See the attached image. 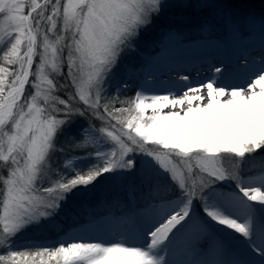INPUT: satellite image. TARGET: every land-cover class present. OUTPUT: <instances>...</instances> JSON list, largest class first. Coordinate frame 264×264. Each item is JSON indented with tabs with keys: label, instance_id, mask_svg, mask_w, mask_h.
Masks as SVG:
<instances>
[{
	"label": "snow or ice",
	"instance_id": "6c2138e0",
	"mask_svg": "<svg viewBox=\"0 0 264 264\" xmlns=\"http://www.w3.org/2000/svg\"><path fill=\"white\" fill-rule=\"evenodd\" d=\"M169 7L198 9L202 31L258 21L264 32V11L236 0H0V264H176L166 259L176 238L212 232L253 257L227 264H264V58L235 84L215 67L168 94L120 99L119 84L110 94L121 57ZM136 154L149 158L141 179L160 199L142 230L18 243L76 190L134 175Z\"/></svg>",
	"mask_w": 264,
	"mask_h": 264
},
{
	"label": "bare ground",
	"instance_id": "6f19581e",
	"mask_svg": "<svg viewBox=\"0 0 264 264\" xmlns=\"http://www.w3.org/2000/svg\"><path fill=\"white\" fill-rule=\"evenodd\" d=\"M248 28L249 32L247 34H243L239 30V33L230 30L223 38H217L207 31L200 37L191 38L184 37V34L177 35L178 37L174 34H167L165 44L156 55V58L149 60L148 63L146 62V70L142 75L145 77L144 86L141 91L147 95H164L176 91L174 85L180 79L172 78L171 76L174 77L176 74L171 73L199 66V60L204 65H217L215 67L222 69L219 76L222 84L239 83L245 75L244 65L247 64L249 68H256L260 65V62L252 60L254 53L249 52V50L253 49L264 55V48L258 46L259 41H264V32L261 31L260 24L255 22ZM215 67L213 66L211 70H214ZM211 73L213 74L212 71ZM210 74L201 72V74L195 75V78H190V80L192 82L202 81L210 77ZM146 103H150V101H146ZM168 110L164 109V111ZM147 111L149 115L152 114L150 109ZM154 202L159 203L160 199L157 198L155 201L148 202L145 208L136 209L134 215L116 212L104 214L101 218L87 220L83 229L80 227L78 231L72 230L66 233L78 238L82 237L86 242L115 241L124 236H130L134 232L143 229L145 222L152 215L151 205ZM142 209L143 212H141ZM99 219L103 220V224L109 228V237L102 236L99 230L96 229ZM182 236L183 234L176 238L171 250L166 254V258H173L177 254L176 248L183 241ZM209 240L210 243L203 252L204 256L200 262L213 264V262L222 261L227 264V262L233 260L253 259L243 250L242 245L226 233L212 232V237ZM194 261L199 260L195 259Z\"/></svg>",
	"mask_w": 264,
	"mask_h": 264
},
{
	"label": "rangeland",
	"instance_id": "374dc122",
	"mask_svg": "<svg viewBox=\"0 0 264 264\" xmlns=\"http://www.w3.org/2000/svg\"><path fill=\"white\" fill-rule=\"evenodd\" d=\"M160 19H166V18H161ZM199 23V22H198ZM256 23L259 24L257 21ZM195 24V21H194ZM164 26V23L161 22L160 20H156L151 27H149L146 31H144L141 34V37L139 38L138 42L136 43L137 45L141 46L140 42L144 43L147 48V43L154 38H156L157 35H161V38H164L167 34L171 35H178V32L172 30H164L161 28ZM250 27V25H247ZM246 27V25H245ZM236 32V29L233 28H224V27H219L215 28L211 31H207L210 34H213L217 38H223L228 34V31ZM223 32L220 34V32ZM201 34H203L205 31H202L199 28V31ZM185 32H183L184 34ZM190 33L189 31L187 32L186 35ZM155 36V37H154ZM178 37V36H177ZM145 51V55L139 54L137 51L136 47L132 48L124 53V55L121 57L120 64L117 67V69L114 72V80H113V86L119 84L120 86L127 85L126 88L128 87L129 84L127 82L134 81L135 79L138 82V87L136 88V92L141 88L142 85V74L146 70V62L148 63L149 60H154L156 58V55H150L149 53H152L153 48L149 49H143ZM150 51V52H149ZM157 54V53H156ZM146 65V66H145ZM129 72V73H128ZM112 86V87H113ZM122 89H125V87H121ZM120 91V92H121ZM129 91V90H128ZM135 95V94H134ZM133 95V96H134ZM120 99H125V98H120ZM145 115H149V112L147 111ZM84 156V155H83ZM69 157H80L79 156H69ZM134 160L136 162V168L134 175H127L125 173H120L115 176L111 174H105L104 177L100 178L97 182H95L94 186H89L87 190L84 189H79V191L76 192V195L79 197H84L85 199L92 198L94 200L96 199H104L107 194H109L111 191H115L118 193H123L127 192V198L128 202L130 205H132L134 202L136 203V206H139L140 204H137L135 200H133L132 194L133 190L132 187H134V184H139L141 183L144 186H148V182L146 180L141 179L144 176H147L151 174L152 168L151 164L149 162V158L141 155V154H136L134 157ZM140 194V193H139ZM163 195V194H162ZM71 199H67V201L62 205L61 210L58 212L57 216L55 219L48 225L49 227H52V232L49 234V236H41L38 238V236H34L31 238V240L38 241L40 243H43L45 245H50L53 244L55 241H57L60 238H66L64 237V234L67 231H71V228L66 226L65 223H60V220L58 219V216L60 213L63 212V210L68 209L69 206V201ZM105 200V199H104ZM147 200H143L141 203L143 204ZM76 203V201L74 200ZM74 203V204H75ZM111 206V205H109ZM85 211V218H91L93 215L89 212L88 207H84ZM133 210V207L130 209V211ZM127 212V210L125 211ZM102 214V213H100ZM108 214H113V211L108 212ZM103 215V214H102ZM102 216H96L93 219L101 218ZM100 220V219H99ZM103 223V220H101ZM25 236V234L23 235ZM212 237L211 234L207 235H201L199 237H194L191 234H183L182 238L183 241H181L180 244L177 245L176 252L177 254L173 258H166L171 261H175L176 264H190L192 261L196 259V257L199 255V253H202L207 249V246L210 243V238ZM20 239V238H19ZM25 241V240H23ZM19 241V242H23ZM86 242V241H85ZM207 244V245H206ZM203 245V246H202Z\"/></svg>",
	"mask_w": 264,
	"mask_h": 264
},
{
	"label": "trees",
	"instance_id": "16d2710c",
	"mask_svg": "<svg viewBox=\"0 0 264 264\" xmlns=\"http://www.w3.org/2000/svg\"><path fill=\"white\" fill-rule=\"evenodd\" d=\"M166 2L168 4H175L177 3V0H166ZM190 2L195 4L197 0H190ZM213 2H215V0H213ZM236 2L240 5V8L245 12H253L259 15L261 11H264V2H262V0H236ZM160 17L166 18V19L162 20L160 19ZM160 17L158 18V20L164 23V26L161 27L164 30L175 28L177 29L178 32L187 33L189 31L190 34H193L196 31H199V28H200L199 24H200V21L204 18V15L195 7L186 8V9L169 7L165 10L164 14L161 15ZM194 21H195V24H194ZM160 37L161 35H157L156 38L149 41L147 43V46H148L147 48L144 47L146 45L142 42H140L141 46L136 44L135 47L137 46L136 49L139 52V54H143V49H149V47L155 48ZM132 84H134V82L131 83V86ZM116 87L117 85H114L112 87V92L110 94H115ZM133 88L134 87L132 86V88L122 89L123 91L119 93V97L120 98L132 97L134 95ZM116 106L119 107L120 105L117 104ZM93 122L96 123L97 127H99L98 121H93ZM63 140L64 138L61 136L58 140V147L62 146ZM67 155L68 156H73V155L83 156L85 155V152L82 150H71L67 152ZM57 159H60L59 155ZM132 190H133L134 196L137 199L138 198L143 199L146 197L153 196L150 193L149 185L144 186L141 183L134 184V187H132ZM77 191L79 190H76L74 193L70 194L68 198L71 200L69 201L70 204L68 206V209L63 210V212L60 213L58 216L60 223L61 222L65 223L66 226L77 223L83 218L84 216L83 214L85 213L83 206L88 207L89 210L91 211L103 212L109 209L110 207L118 208V207H121L123 204L128 203L127 192L118 193L115 191H111L109 194L106 195V197L104 198L105 200L104 199L102 200L100 198L94 200L92 198L85 199L84 197L77 196L76 195ZM74 200L76 201V203L74 202ZM52 231H53L52 227H49V226L43 229L37 230V231H28L27 233H25V236L20 237V239L18 240L19 241L29 240V239L31 240V238H33L34 236H38V238L41 236H49V234Z\"/></svg>",
	"mask_w": 264,
	"mask_h": 264
}]
</instances>
